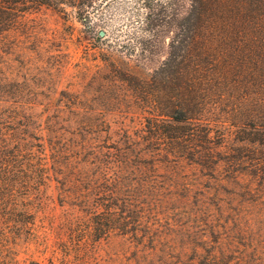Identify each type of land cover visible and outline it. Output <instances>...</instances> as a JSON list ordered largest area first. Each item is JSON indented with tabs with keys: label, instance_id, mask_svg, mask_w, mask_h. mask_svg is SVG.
Returning a JSON list of instances; mask_svg holds the SVG:
<instances>
[{
	"label": "trees",
	"instance_id": "trees-1",
	"mask_svg": "<svg viewBox=\"0 0 264 264\" xmlns=\"http://www.w3.org/2000/svg\"><path fill=\"white\" fill-rule=\"evenodd\" d=\"M44 10L105 57L164 59L146 80L85 67L54 102L16 65L45 66L28 46ZM0 60V264H26L24 235L52 264H264V0H0ZM172 204L248 216L185 225L161 217ZM115 237L127 246L103 261Z\"/></svg>",
	"mask_w": 264,
	"mask_h": 264
},
{
	"label": "rangeland",
	"instance_id": "rangeland-1",
	"mask_svg": "<svg viewBox=\"0 0 264 264\" xmlns=\"http://www.w3.org/2000/svg\"><path fill=\"white\" fill-rule=\"evenodd\" d=\"M126 15L128 14L122 12L119 14L115 13L108 25L110 33L112 32L113 34V30L115 32V26L118 27L126 19ZM37 16L41 19V24L36 29V35L29 39L28 46L34 47L39 41L42 42V46L48 51L45 52L44 56L40 57L43 58L45 66L41 67L42 61H39L38 57L34 58L31 66L21 65L19 62H16V65L22 74L28 73L32 86L36 88L44 86V91L51 90V97L54 102L57 101L62 90H77L80 88L79 81L82 76L86 75L85 67L90 68L91 72L98 68L105 70L107 64L111 62L122 71L146 80L151 78L166 53L163 50L161 52L157 51L156 54H148L147 57H142L137 55L129 56L118 50H110L105 57L103 55L106 51L104 49L105 45H99L95 40L94 34L84 32L83 25L77 20L70 18L69 21H64L51 10L41 11L37 13ZM54 34H56L57 38H53ZM113 35L115 36V34ZM113 35L111 36L112 38ZM105 58L108 59L107 62L104 60ZM1 68L2 63L0 60ZM43 108L44 105L42 104L35 111L46 116L47 113H45ZM127 120L132 119L128 118ZM52 205L54 206V203ZM55 211L57 213L61 211L58 204ZM166 211H169V213L163 214L161 217L169 219L168 221L185 225H198L203 222L235 225L233 222L235 219L248 216L246 214L247 211L236 204H223L222 207L215 204H172L166 207ZM240 238H243V236H240ZM16 241L18 245L13 244V246L19 253V259H27L26 264L29 261H35L38 264H52L51 257L53 255L50 251H46L44 246L28 239L26 235L20 236ZM241 242L243 241L241 240ZM126 246L127 244L121 238L115 237L108 241L102 240L99 245L98 255L103 257L104 261L109 258L110 254L112 255V252L125 249ZM241 248L243 247L241 246ZM58 257H53L55 264H60Z\"/></svg>",
	"mask_w": 264,
	"mask_h": 264
}]
</instances>
